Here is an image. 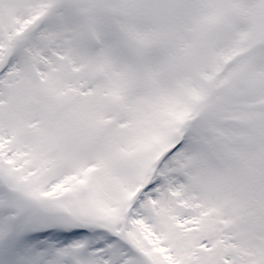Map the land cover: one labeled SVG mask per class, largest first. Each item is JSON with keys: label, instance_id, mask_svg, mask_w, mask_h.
I'll use <instances>...</instances> for the list:
<instances>
[{"label": "snow or ice", "instance_id": "6c2138e0", "mask_svg": "<svg viewBox=\"0 0 264 264\" xmlns=\"http://www.w3.org/2000/svg\"><path fill=\"white\" fill-rule=\"evenodd\" d=\"M0 264H264V0H0Z\"/></svg>", "mask_w": 264, "mask_h": 264}]
</instances>
